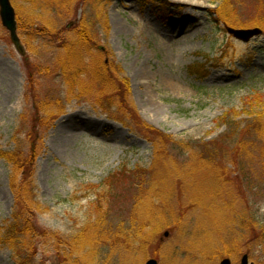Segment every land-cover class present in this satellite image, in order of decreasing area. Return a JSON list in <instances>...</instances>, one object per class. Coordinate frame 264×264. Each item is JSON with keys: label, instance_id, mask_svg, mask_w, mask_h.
<instances>
[{"label": "rangeland", "instance_id": "rangeland-1", "mask_svg": "<svg viewBox=\"0 0 264 264\" xmlns=\"http://www.w3.org/2000/svg\"><path fill=\"white\" fill-rule=\"evenodd\" d=\"M60 1L11 0L23 52L0 18V264H264V156H192L264 99V0Z\"/></svg>", "mask_w": 264, "mask_h": 264}, {"label": "trees", "instance_id": "trees-1", "mask_svg": "<svg viewBox=\"0 0 264 264\" xmlns=\"http://www.w3.org/2000/svg\"><path fill=\"white\" fill-rule=\"evenodd\" d=\"M55 1H58L59 5L62 7L65 5L60 0H55ZM216 12L218 14V17H215L216 21L218 20V18H220V20L222 19L223 21H225L228 20L230 17V14L228 12L225 13L223 11L220 13L217 10ZM72 44L74 43L68 44L66 46V48H68V53L70 51L69 47ZM202 65L200 64L199 67H202ZM103 81L106 82L108 80L104 79ZM122 103H124L123 105L126 104L123 100ZM232 111L233 113H231ZM245 112L247 113V116L241 117L240 115H242V113ZM238 115L240 116L239 120H235L234 117ZM219 119H220L219 125L220 126L222 124L225 125L224 131L217 137L202 142L200 144V147L194 153H192L193 157L198 156L199 158H201V160L204 161L206 160L208 161L210 159L216 160L219 157H221V159L224 160L225 159L224 156L227 153H223V150L227 151L231 149L232 150L231 155L233 156V160L231 161L232 164L235 166V168H239V170H244V169L246 170L247 161L241 158L243 152L245 154L248 150L251 151V147H253V149L256 148V151L258 153L261 152L260 156H264V99L262 97L256 95L249 97L246 106H244L242 110L240 111L231 110L225 112ZM144 127L145 130L142 131L144 134L145 133L147 134V135L145 134L146 136L151 135V133H154L152 135H159L158 136L159 139H153V138L151 139L149 137V139L151 141L153 140L155 143V147H156L155 160H157L159 156H163L164 153L168 150V148L173 149L175 147L174 145L175 141H173L174 143L172 142L170 146L169 144L163 145V142L168 139L160 131H156L147 125H144ZM230 139H234V143L231 145L227 144V142H229ZM221 159H217L216 161ZM12 161L15 163L16 167H19V169L22 168L23 164L18 158L16 161L14 160ZM259 162L261 163V165H264V161L261 160ZM216 163H217L216 164L217 168H219L217 170L220 173L221 164H219V162ZM225 172L228 171H226L225 169H221L222 175H227ZM22 202H23V206H25L24 203L25 201L23 200ZM25 209L26 208L23 209L22 213L26 215L27 211H25ZM99 218L100 216L98 217L97 221H99ZM15 222L9 224L6 228H4V233H2V242L8 243L12 247L13 246L16 247L18 256L21 258V260H27L29 256L26 253H21L20 250L24 246V244H22L19 240H17L18 238L17 234L26 233V232L28 233L32 232L34 234V232H37L38 230L30 224L31 222L27 220L26 216L25 219L22 221H19L18 218L16 217ZM81 238L82 237L78 238V240L83 241V239ZM26 247H27L26 250L27 252L28 248L30 247V244H28Z\"/></svg>", "mask_w": 264, "mask_h": 264}, {"label": "water", "instance_id": "water-1", "mask_svg": "<svg viewBox=\"0 0 264 264\" xmlns=\"http://www.w3.org/2000/svg\"><path fill=\"white\" fill-rule=\"evenodd\" d=\"M0 18L2 24L7 28L10 33L11 40L15 44V46L23 52L22 44L20 43L19 36L17 34V23H16V15L15 9L11 3V0H0ZM229 32L233 33V35L239 39L244 41L249 40L254 35L260 34L262 31L259 28L253 29H232L228 28ZM145 264H157V260L155 258H150L146 261ZM220 264H231V260L229 258H224L221 260ZM241 264H256L254 262L249 263L248 254H244L242 257Z\"/></svg>", "mask_w": 264, "mask_h": 264}, {"label": "bare ground", "instance_id": "bare-ground-1", "mask_svg": "<svg viewBox=\"0 0 264 264\" xmlns=\"http://www.w3.org/2000/svg\"><path fill=\"white\" fill-rule=\"evenodd\" d=\"M198 4H201V2H199ZM8 95H9V94H8ZM1 101H2V99H1ZM149 101H150V103H151V102H152V99H150ZM2 104H4V101L2 102ZM156 110L159 111V108H156L155 111H156ZM71 116H72V115H69L68 118L65 120L66 123H68L69 125H71V124H72V125H73V124L76 125L77 122H74V123H73V119L75 118V116H72V117H71ZM86 122H87V119H85L83 123L86 124ZM80 124H81V123H80ZM69 125H67V127H69ZM63 127H64V125H63ZM65 127H66V125H65Z\"/></svg>", "mask_w": 264, "mask_h": 264}]
</instances>
